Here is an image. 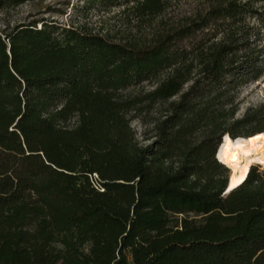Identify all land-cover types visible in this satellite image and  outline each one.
Returning <instances> with one entry per match:
<instances>
[{"label": "trees", "instance_id": "obj_1", "mask_svg": "<svg viewBox=\"0 0 264 264\" xmlns=\"http://www.w3.org/2000/svg\"><path fill=\"white\" fill-rule=\"evenodd\" d=\"M263 72L264 0H210L151 44L46 18L0 31V264H264V171L225 196L216 158L226 134L264 131H239L262 107L228 123ZM174 97L140 145L130 114Z\"/></svg>", "mask_w": 264, "mask_h": 264}, {"label": "rangeland", "instance_id": "obj_2", "mask_svg": "<svg viewBox=\"0 0 264 264\" xmlns=\"http://www.w3.org/2000/svg\"><path fill=\"white\" fill-rule=\"evenodd\" d=\"M88 2L89 0L26 1L17 6L0 10V31L6 28L12 29L18 24L28 23L33 19L46 18L55 19L67 27L75 24L90 32L105 35L116 42L151 44L153 39L160 33L184 22L187 17H192L200 11H204L210 0H169L163 12L146 17H139L136 14L132 0L127 2V6L125 4L126 0H122L119 4L108 8L99 4L89 5ZM189 85L190 83L186 85L185 89ZM154 86L153 83L145 82L133 91L143 97ZM232 93L234 94L236 113L233 118H229L228 123L242 119L252 110L262 107L264 111V72L257 80L243 81ZM177 100L178 97H174L168 102L160 101L152 106L139 108L136 112L130 114L132 117L131 127L140 145L147 146L156 141V124L163 121L169 114L171 101ZM263 126L264 116L258 121L239 128V131H255ZM202 131L200 129L195 136L199 137ZM251 168H257L260 172L264 171V167L259 164H255ZM226 174L229 179V169ZM190 216L200 219L199 216L194 214Z\"/></svg>", "mask_w": 264, "mask_h": 264}, {"label": "bare ground", "instance_id": "obj_3", "mask_svg": "<svg viewBox=\"0 0 264 264\" xmlns=\"http://www.w3.org/2000/svg\"><path fill=\"white\" fill-rule=\"evenodd\" d=\"M217 159L230 170L229 189L242 182L255 164L264 167V131L250 138L224 136L216 153Z\"/></svg>", "mask_w": 264, "mask_h": 264}, {"label": "water", "instance_id": "obj_4", "mask_svg": "<svg viewBox=\"0 0 264 264\" xmlns=\"http://www.w3.org/2000/svg\"><path fill=\"white\" fill-rule=\"evenodd\" d=\"M223 140H224V136H223V138H222V141H223ZM217 151H218V150H217ZM234 189H235V187L229 189V182H228V185H227V187H226V189H225L224 195L226 196V195L230 194Z\"/></svg>", "mask_w": 264, "mask_h": 264}, {"label": "built area", "instance_id": "obj_5", "mask_svg": "<svg viewBox=\"0 0 264 264\" xmlns=\"http://www.w3.org/2000/svg\"><path fill=\"white\" fill-rule=\"evenodd\" d=\"M40 27V26H39ZM96 176V175H95Z\"/></svg>", "mask_w": 264, "mask_h": 264}]
</instances>
